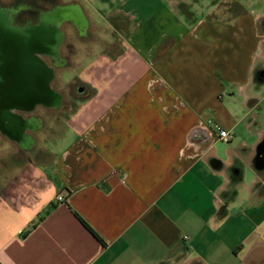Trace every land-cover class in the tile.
Wrapping results in <instances>:
<instances>
[{"label":"crops","instance_id":"crops-1","mask_svg":"<svg viewBox=\"0 0 264 264\" xmlns=\"http://www.w3.org/2000/svg\"><path fill=\"white\" fill-rule=\"evenodd\" d=\"M72 2L94 54L65 133L0 130V264H244L264 233V0L190 24L174 0H119L109 39Z\"/></svg>","mask_w":264,"mask_h":264},{"label":"flooded vegetation","instance_id":"flooded-vegetation-1","mask_svg":"<svg viewBox=\"0 0 264 264\" xmlns=\"http://www.w3.org/2000/svg\"><path fill=\"white\" fill-rule=\"evenodd\" d=\"M64 27L74 31L78 40H86L87 23L82 11L75 2L63 3L61 0H0V33L44 37L45 42L39 43L31 52L33 58L41 61L51 70L53 67L66 65L67 59L60 54V47H69L70 41L64 36ZM41 44V45H40ZM0 53V65L3 63ZM48 83L50 87V82ZM1 85V79H0ZM81 91V88H78ZM50 96L43 102L37 103L28 111L37 107L52 108L58 101V96L50 87ZM0 92V130L16 140L27 143L28 138L20 135L21 126L36 124L37 118L29 117L23 122L15 115L20 110H11L10 103ZM25 101L20 102L23 104ZM27 113V112H26Z\"/></svg>","mask_w":264,"mask_h":264},{"label":"rangeland","instance_id":"rangeland-1","mask_svg":"<svg viewBox=\"0 0 264 264\" xmlns=\"http://www.w3.org/2000/svg\"><path fill=\"white\" fill-rule=\"evenodd\" d=\"M61 1L63 3H68L74 0ZM76 1L83 6V13L88 15L91 21L98 23L100 29H103L106 38L109 39L108 34L111 30H109L108 24L102 19V16L107 17L109 9L112 6L114 8L117 7L119 0H87L90 1V3L86 0V2L83 0ZM218 1L219 0H174L175 4H177L175 9L179 13V16L183 17V19L186 18V21H188L189 18V24L192 21L195 22L207 17L206 15H208V13L213 14V7ZM258 3L260 6L262 5L260 0H258ZM260 6L257 5L255 7ZM64 36L67 41L71 42L69 47H60L61 56L67 59L66 65L52 68V80L50 82V87L59 99L54 103L51 109L47 108L45 112L39 109V107L35 108V118L39 119L41 123H44L47 130L61 124L60 126H63L62 133H65L64 126L66 120L62 121L61 110L66 109L67 106H69L70 99L76 94H79L78 88H83L84 86L82 82L86 83V75L82 74V71H84L86 65L91 62L94 54V52L87 51V42L85 40L80 42V40L76 38L73 30L64 27ZM55 136L56 135H49L44 137L41 135L40 137L36 136V139L35 135L33 137L37 141L40 140L39 146L50 147L54 142L62 139L56 138ZM258 230L262 231L264 228L261 227ZM255 246L258 249L253 252L251 257L244 261V264H264V233Z\"/></svg>","mask_w":264,"mask_h":264},{"label":"water","instance_id":"water-1","mask_svg":"<svg viewBox=\"0 0 264 264\" xmlns=\"http://www.w3.org/2000/svg\"><path fill=\"white\" fill-rule=\"evenodd\" d=\"M41 42H45L44 37L34 34L0 33V53L4 60L0 65V92H5L11 110L28 112L50 96L51 70L31 55Z\"/></svg>","mask_w":264,"mask_h":264},{"label":"built area","instance_id":"built-area-1","mask_svg":"<svg viewBox=\"0 0 264 264\" xmlns=\"http://www.w3.org/2000/svg\"><path fill=\"white\" fill-rule=\"evenodd\" d=\"M214 129H215V131H216L217 136H218L219 139H221L223 141H225L227 139V133L224 130H222L219 126H216L215 125L214 126ZM56 200L58 202L63 201V199L60 196L56 197Z\"/></svg>","mask_w":264,"mask_h":264}]
</instances>
